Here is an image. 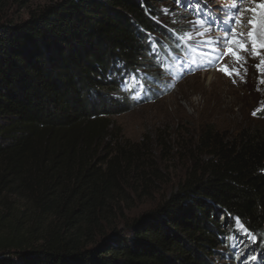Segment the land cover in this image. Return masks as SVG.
Masks as SVG:
<instances>
[{
	"label": "trees",
	"instance_id": "16d2710c",
	"mask_svg": "<svg viewBox=\"0 0 264 264\" xmlns=\"http://www.w3.org/2000/svg\"><path fill=\"white\" fill-rule=\"evenodd\" d=\"M32 1L0 0V264H213L236 225L264 251V130L202 131L160 199L147 137L108 130L158 92L148 67L192 57L163 37L161 0H58L12 18Z\"/></svg>",
	"mask_w": 264,
	"mask_h": 264
},
{
	"label": "rangeland",
	"instance_id": "374dc122",
	"mask_svg": "<svg viewBox=\"0 0 264 264\" xmlns=\"http://www.w3.org/2000/svg\"><path fill=\"white\" fill-rule=\"evenodd\" d=\"M54 1L58 0H33L29 9L13 10L10 15L14 19L25 20L29 11ZM248 2L238 8H255L258 0ZM233 3L236 0H181L180 3L161 0L156 10L160 17L159 25L165 33L163 37L174 35V46L184 48L186 44L193 52L192 58L199 62L182 54L167 65L169 71L167 67H156L154 63L148 71L154 73L155 82L159 84L155 85L158 92L152 91L149 101L135 102V107L107 121L108 130H112L121 143L140 144L147 137L150 154L160 175L166 179L156 199L169 195L182 179L189 157L184 148L191 147L202 131L208 129L223 139L237 137L244 129L264 130V72L262 65L256 67L261 63L259 57L248 50L240 52V62L224 57L222 61L213 60L209 64L205 55L208 46L203 42L209 39L222 41L225 26L220 24L219 28L213 27L209 31L207 25L199 23L201 20L211 24L213 20L219 23L220 19L233 17L231 25L237 33L250 31V27L243 23H234L239 16L237 9L232 7ZM242 12L248 14L249 11ZM228 39H232V35ZM225 47L224 43L219 45L221 55ZM163 54L166 56L165 51ZM156 55L164 61L160 54ZM191 62H196V67ZM222 64L239 71L240 75L229 77L217 71ZM120 94L117 98L124 100V95ZM150 208L149 203L139 205L134 215ZM233 231L231 237H227L226 232L229 231H225L226 238L213 257V264H264V251L257 240L240 225H236Z\"/></svg>",
	"mask_w": 264,
	"mask_h": 264
},
{
	"label": "snow or ice",
	"instance_id": "6c2138e0",
	"mask_svg": "<svg viewBox=\"0 0 264 264\" xmlns=\"http://www.w3.org/2000/svg\"><path fill=\"white\" fill-rule=\"evenodd\" d=\"M176 3H180L181 0H175ZM233 8L237 9V12L250 11L253 14V18L248 20V24L251 26V30L247 33L248 41L251 43V52L253 56L260 55L258 49H264V39H257V33H260L264 36V0H258L255 8H249L241 10L238 8L237 3H233ZM233 17L228 19H220L219 23L216 20H213L211 24L207 20H201L199 23L201 25H207V29L210 31L213 27L219 28L220 24H223L225 36L222 41H213L211 39L204 41L203 43L208 46V51L205 53L207 56V63L211 64L213 60L222 61L224 57H231L234 61L240 62L242 56L240 52L248 51L247 43L243 41L242 34L236 32V30L229 24V20H232ZM240 20H234V23H240ZM231 33L232 39H228L229 34ZM221 43H224L226 47L224 48L223 55L218 51V47ZM261 65H264V59L261 60V63L256 65L257 68H260ZM217 71L222 72L223 74L232 77L233 75L239 76V71L235 69H230L227 64H222ZM243 79V77H241ZM235 83V80H233ZM253 115H256V112H253ZM239 222V221H238Z\"/></svg>",
	"mask_w": 264,
	"mask_h": 264
},
{
	"label": "bare ground",
	"instance_id": "6f19581e",
	"mask_svg": "<svg viewBox=\"0 0 264 264\" xmlns=\"http://www.w3.org/2000/svg\"><path fill=\"white\" fill-rule=\"evenodd\" d=\"M248 1H251V0H236V3L238 4V7H239V6H242L244 3L246 4ZM248 3H250V2H248ZM237 16H239V20L241 21V23H243V25H245L246 27H250V30H251V26L248 24V20L253 18V14L250 11L248 12V14L240 12L237 14ZM232 23H233V19L230 20V24H232ZM239 34H242V33H239ZM228 37H231V34H229ZM242 38H244V42L247 43L248 50L251 52V43H250V41H248L247 33L242 34ZM257 39L258 40L264 39V36H262L260 33H257ZM258 51L260 53V55H258L259 59L260 60L264 59V49H258ZM251 54H252V52H251ZM262 71L264 72V65H262Z\"/></svg>",
	"mask_w": 264,
	"mask_h": 264
}]
</instances>
